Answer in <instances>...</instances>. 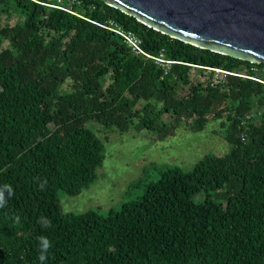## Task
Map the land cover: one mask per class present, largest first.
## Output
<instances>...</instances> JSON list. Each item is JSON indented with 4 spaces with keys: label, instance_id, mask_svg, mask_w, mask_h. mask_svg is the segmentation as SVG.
Masks as SVG:
<instances>
[{
    "label": "trees",
    "instance_id": "trees-1",
    "mask_svg": "<svg viewBox=\"0 0 264 264\" xmlns=\"http://www.w3.org/2000/svg\"><path fill=\"white\" fill-rule=\"evenodd\" d=\"M68 4L0 0V186L14 191L0 208V264H40L42 235L46 264H264V60L173 37L108 0ZM211 120L227 153L162 171L108 215L64 211L60 192L93 184L105 159L91 122L165 139Z\"/></svg>",
    "mask_w": 264,
    "mask_h": 264
},
{
    "label": "rangeland",
    "instance_id": "rangeland-1",
    "mask_svg": "<svg viewBox=\"0 0 264 264\" xmlns=\"http://www.w3.org/2000/svg\"><path fill=\"white\" fill-rule=\"evenodd\" d=\"M71 1L64 0L66 5ZM90 127L105 143V159L93 184L76 195L60 192L65 212L119 211L126 202L141 198L162 171L174 166L190 171L205 155H223L231 148L217 120L201 131L182 125L165 139L152 131L123 132L94 121Z\"/></svg>",
    "mask_w": 264,
    "mask_h": 264
},
{
    "label": "water",
    "instance_id": "water-1",
    "mask_svg": "<svg viewBox=\"0 0 264 264\" xmlns=\"http://www.w3.org/2000/svg\"><path fill=\"white\" fill-rule=\"evenodd\" d=\"M151 27L234 57L264 60V0H108Z\"/></svg>",
    "mask_w": 264,
    "mask_h": 264
},
{
    "label": "clouds",
    "instance_id": "clouds-1",
    "mask_svg": "<svg viewBox=\"0 0 264 264\" xmlns=\"http://www.w3.org/2000/svg\"><path fill=\"white\" fill-rule=\"evenodd\" d=\"M46 185H47V179H44L39 183L40 190H44L46 188ZM5 193H7L8 198L14 195L13 188L10 184H4L0 186V208L5 207L7 204ZM14 221L17 224L20 222L19 215L14 216ZM37 222L40 223L42 228L44 229L50 228L52 226V221L44 215H41L38 218ZM37 240H38V248H37L38 259L40 261V264H46V261L48 259V251L52 246L51 242L48 239V237L44 235L39 236Z\"/></svg>",
    "mask_w": 264,
    "mask_h": 264
},
{
    "label": "built area",
    "instance_id": "built-area-1",
    "mask_svg": "<svg viewBox=\"0 0 264 264\" xmlns=\"http://www.w3.org/2000/svg\"><path fill=\"white\" fill-rule=\"evenodd\" d=\"M36 1H40V2L43 1V3H45L47 5H51V6L63 8V9L69 10L70 12H74L72 10V5L71 4L65 5L63 0H36ZM115 31L121 33L125 37V39L127 40V42L129 43V45L131 47H133V49L138 54H146L149 57H153L151 54L146 53L142 49V47H141L142 40L136 34H134L132 32H126V31H123V30H120V29H115ZM155 58H156L157 62L160 65L165 66V67L169 66L170 63L172 62V61L167 60L165 58L164 52H162L159 56H157Z\"/></svg>",
    "mask_w": 264,
    "mask_h": 264
}]
</instances>
